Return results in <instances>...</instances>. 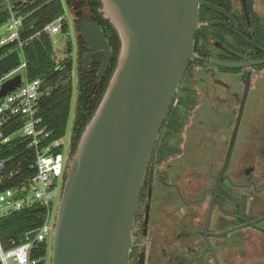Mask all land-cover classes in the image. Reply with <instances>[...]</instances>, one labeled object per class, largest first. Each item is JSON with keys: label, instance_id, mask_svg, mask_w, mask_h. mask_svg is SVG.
<instances>
[{"label": "flooded vegetation", "instance_id": "flooded-vegetation-1", "mask_svg": "<svg viewBox=\"0 0 264 264\" xmlns=\"http://www.w3.org/2000/svg\"><path fill=\"white\" fill-rule=\"evenodd\" d=\"M199 15L207 60L161 128L129 264H264V0H200Z\"/></svg>", "mask_w": 264, "mask_h": 264}, {"label": "water", "instance_id": "water-1", "mask_svg": "<svg viewBox=\"0 0 264 264\" xmlns=\"http://www.w3.org/2000/svg\"><path fill=\"white\" fill-rule=\"evenodd\" d=\"M100 1L122 49L102 102L75 152L72 144L68 151L51 264H129L137 206L161 128L189 61L207 60L194 52L200 0ZM74 25L90 49L85 67L103 52L101 80L112 47L85 10ZM19 64L16 50L3 57L0 77ZM19 85L20 75L5 82L0 98Z\"/></svg>", "mask_w": 264, "mask_h": 264}, {"label": "trees", "instance_id": "trees-1", "mask_svg": "<svg viewBox=\"0 0 264 264\" xmlns=\"http://www.w3.org/2000/svg\"><path fill=\"white\" fill-rule=\"evenodd\" d=\"M65 5L75 13V17L79 11L85 10L102 27L112 47L110 67L101 80L98 73L103 62V52L93 56L90 65L85 67L83 60L90 49L76 28V60L70 55L73 52L72 42L67 44L69 56L62 59L55 54L50 34L45 29L65 15ZM11 7L17 15L24 18L22 38L25 43L23 50L28 64V78L43 82L45 94L38 104L37 114L42 120V128L51 133L47 142L62 140L71 125L74 153L117 68L122 49L119 34L100 12V0H27ZM8 19L9 7L4 10L0 8V27L6 26ZM68 30L69 24L64 21L62 34H66ZM15 49V46L1 49L0 60ZM23 123L22 117L10 121L5 133L12 135L13 139L2 148L1 153V160L5 162L1 172V190H21V198L27 195L25 188H28L29 182L37 175L36 152L30 145L31 141L20 133ZM55 152H60V149ZM53 186L56 189L57 183ZM46 216V207L37 202H31L22 210L3 216L0 221V237L4 249L20 245L26 233L35 231L44 224ZM47 255L48 244H41L32 257L44 258Z\"/></svg>", "mask_w": 264, "mask_h": 264}, {"label": "built area", "instance_id": "built-area-1", "mask_svg": "<svg viewBox=\"0 0 264 264\" xmlns=\"http://www.w3.org/2000/svg\"><path fill=\"white\" fill-rule=\"evenodd\" d=\"M65 19L58 18L46 27L49 34L62 33ZM24 27L23 16L17 15L9 6V19L5 26L6 31L0 34V50L15 46L19 52L20 64L0 77V86L5 82L21 76V85L0 98V221L9 213L22 210L27 204L37 202L46 207L47 216L44 224L35 231L26 233L24 241L11 249L5 250L0 237V264H51L49 250L51 237L54 235V191L61 185V178L65 176V155L62 152L61 140L47 142L51 133L42 128V120L38 116L37 107L45 94L41 80H30L27 75L28 64L24 55V40L22 32ZM14 50V51H15ZM8 55V54H7ZM22 117L24 123L20 133L31 141L30 145L36 152L37 175L25 188L27 195L21 198V190H1V172L5 162L1 160L2 148L9 144L13 137L6 135L10 121ZM60 149V152L55 150ZM54 183H57L54 189ZM48 244V255L44 258H33L32 255L38 245ZM52 247V245H51ZM49 257V259H47Z\"/></svg>", "mask_w": 264, "mask_h": 264}, {"label": "rangeland", "instance_id": "rangeland-1", "mask_svg": "<svg viewBox=\"0 0 264 264\" xmlns=\"http://www.w3.org/2000/svg\"><path fill=\"white\" fill-rule=\"evenodd\" d=\"M27 0H0V8L1 10L7 9L9 6L14 5L15 3L18 2H26ZM65 8V15L63 16V18L65 19L66 23L69 24V30L66 34H50L51 37V41L52 44L54 46V51L57 57H60L62 59L66 58L68 55L67 53V44L69 42L73 43V52L70 54L75 60L77 58V47H76V41H77V33H76V29H75V25H74V18H75V13L73 11H71L69 9L68 6H64ZM6 31L5 26L0 27V34H3ZM208 69L207 64L205 65ZM74 80L76 82V77L74 76ZM1 89V86H0ZM74 114V113H73ZM74 116V115H73ZM71 135H72V127L70 125L67 135L61 140V143L63 144L64 147H62V152L65 155V168L66 169V165H67V156H68V151H69V146L71 143ZM61 185L58 187V189H56L54 191V197H55V203H54V218H53V222L54 224L56 223V215H57V210H58V206L60 203V199H61V194H62V189H63V182H64V174L63 177L60 180ZM53 244V236L51 237V243L49 242L50 248L49 250L51 251V245ZM48 251V252H50ZM51 255L52 253L49 254V257L51 259ZM49 257L47 259H49ZM10 264H16L13 261L10 262Z\"/></svg>", "mask_w": 264, "mask_h": 264}]
</instances>
